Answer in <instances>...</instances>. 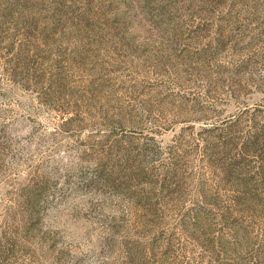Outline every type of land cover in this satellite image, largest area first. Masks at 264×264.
<instances>
[{
    "label": "rangeland",
    "instance_id": "1",
    "mask_svg": "<svg viewBox=\"0 0 264 264\" xmlns=\"http://www.w3.org/2000/svg\"><path fill=\"white\" fill-rule=\"evenodd\" d=\"M263 125L264 0H0V264H264Z\"/></svg>",
    "mask_w": 264,
    "mask_h": 264
},
{
    "label": "trees",
    "instance_id": "2",
    "mask_svg": "<svg viewBox=\"0 0 264 264\" xmlns=\"http://www.w3.org/2000/svg\"><path fill=\"white\" fill-rule=\"evenodd\" d=\"M254 135L255 136H249V138L243 142L237 154L230 156L229 162L223 167L225 180L231 181V184L235 186V195L231 196V202L224 207L221 218L225 222L235 217H240L242 219L241 226L234 225L229 229L226 225L225 228L223 227L224 230H228L225 232L227 235H233L230 239L224 238V244H226L227 249L232 251L234 255L241 254L240 249H238L242 243L239 233L241 230L247 231L248 223L245 219H257L258 216H261V212H264V190L259 189L260 183L263 185L261 188H264V125L261 129L256 130ZM250 152H254V156L260 159L257 166L253 165L248 167L246 164L247 162H244V159L247 158ZM99 168L101 169V167H97L96 172L98 175L103 174ZM102 169H106L104 165ZM241 204V207L237 206ZM207 206L209 205L207 204ZM202 207L203 210H196L193 216V224H195L198 230L207 233L213 228L211 222L210 226L208 222L203 221L205 218L209 219L210 216L205 205H202ZM222 219L221 221H223ZM226 234L219 236L223 237ZM213 236L215 237V235Z\"/></svg>",
    "mask_w": 264,
    "mask_h": 264
}]
</instances>
